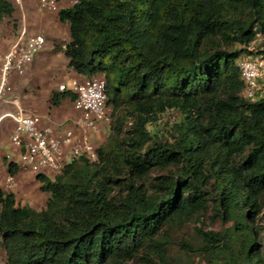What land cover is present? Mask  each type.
<instances>
[{"label": "trees", "instance_id": "trees-1", "mask_svg": "<svg viewBox=\"0 0 264 264\" xmlns=\"http://www.w3.org/2000/svg\"><path fill=\"white\" fill-rule=\"evenodd\" d=\"M14 12L0 0V22ZM57 17L69 26L67 67L105 79L110 134L97 162L80 158L54 179L35 176L47 194L40 210L0 188L6 264H185L171 260L163 231L210 204L231 224L198 228L200 244L181 249L259 263L264 78L263 95L245 99L238 60L264 58V40L247 49L264 37V0H77ZM64 97L74 100L58 90L51 103ZM169 109L179 114L166 128L171 140L148 129ZM6 171L14 176L18 165L6 162Z\"/></svg>", "mask_w": 264, "mask_h": 264}, {"label": "built area", "instance_id": "built-area-1", "mask_svg": "<svg viewBox=\"0 0 264 264\" xmlns=\"http://www.w3.org/2000/svg\"><path fill=\"white\" fill-rule=\"evenodd\" d=\"M21 4L26 0H13ZM40 10L58 12V0H36ZM73 5L77 0H68ZM264 37L260 34L247 46L249 51L260 47ZM46 43L42 33L30 34L12 44L3 54L0 65V101L15 103L11 78L25 73L34 56ZM240 78L243 81L242 96L255 100L263 95L264 58L262 55H243L238 60ZM59 91L70 90L74 94L73 109L76 116L52 122L48 117L27 112L17 107L10 114L14 120V129L10 135L12 162L19 169L39 173H60L66 165L85 158L97 162V147L93 138L104 125L112 120V108L107 103L105 79L101 75L73 78L58 85ZM179 118L175 109L161 113L158 123L171 125ZM8 157V156H7ZM14 185V176L7 175L5 187Z\"/></svg>", "mask_w": 264, "mask_h": 264}, {"label": "rangeland", "instance_id": "rangeland-1", "mask_svg": "<svg viewBox=\"0 0 264 264\" xmlns=\"http://www.w3.org/2000/svg\"><path fill=\"white\" fill-rule=\"evenodd\" d=\"M15 6V12L11 17H6L0 22V65L2 56L6 52L9 45L16 39L18 34L24 30L25 34L30 35L31 32L39 33L37 24L40 21L53 19L54 14L45 15L37 9L36 0H26L20 5L13 0H9ZM57 36L52 40L51 51L45 52V64L36 73H31L30 69L26 71L25 75L17 79L13 83V95L18 96L19 91L24 93H34L39 96H32L34 99H43L51 89V92L58 89V85L65 82L64 73L66 72L64 66V57L61 49L62 44L65 43L67 33L59 27ZM45 37V36H44ZM46 40V38H45ZM232 48V47H231ZM234 49L240 48L239 45H234ZM25 80V81H24ZM24 82V83H23ZM52 82V83H50ZM27 89V90H23ZM31 90V91H29ZM168 124L154 125L149 124L148 129L161 134V138L171 140ZM162 131V132H161ZM110 134V125H104L98 135L93 138L96 147L103 146L108 140ZM7 159V158H6ZM51 179H54V173H48ZM3 175V174H2ZM37 174L20 169L19 173L14 177V185L11 188H6L15 194L18 205H29L30 207L40 210L45 206L47 194L40 191V183L35 179ZM5 174L0 177L1 182L5 184ZM262 202V216L259 223L256 224L258 239L257 242L261 244L262 260L254 264H264V194L261 197ZM231 222L224 223L220 216L216 214L214 207L209 205V208L203 213L199 214L195 219L188 221L183 226H166L162 237L168 241V255L171 260L175 262H183L185 264H227V252L224 250L218 254H200L186 252L181 249L180 243L185 242L192 246L200 244V237L197 229L220 231L228 227ZM4 250L0 245V264H6ZM134 264H147L141 261L140 258L136 259Z\"/></svg>", "mask_w": 264, "mask_h": 264}, {"label": "crops", "instance_id": "crops-1", "mask_svg": "<svg viewBox=\"0 0 264 264\" xmlns=\"http://www.w3.org/2000/svg\"><path fill=\"white\" fill-rule=\"evenodd\" d=\"M58 2L60 5V9L71 6L69 4L68 0H58ZM37 9L45 15L46 14L47 15H50V14L53 15L54 14L55 16H52L53 19H51V20H48V18H46L45 20L40 21L39 24L35 25V26H37V28L39 30L38 32L42 33L45 36L46 43H45L43 49L41 51H39L34 56V59L31 63V65L27 68V70L30 69L31 73L38 72L40 70V68L45 64V59L47 57L44 54L47 51L48 52L51 51V49H52L51 43H52V40L55 38V36H57L56 30L59 29V27L61 28V26H62V28L67 33V38L65 39V43L69 40V26L67 23H63V22H60L58 20V17H57L58 12L40 10L38 7H37ZM31 33L34 34L33 32H31ZM27 36L28 35L25 34V31L22 30L18 34L16 39L9 45V47L12 44H14L16 41H18L19 39H24ZM64 44H62V46H61L62 51H63ZM8 48H7V50H8ZM63 57H64V66L66 69V72L64 73L65 82H67L73 78H77V79L83 78L82 76L76 74L73 70H71L70 68L67 67V59L65 58L64 55H63ZM26 71H25V73H26ZM25 73L23 75H20V76H13L11 78L12 87H13V83H15V81H17V79H19V78L21 79L25 75ZM50 83H52V82H50ZM23 90L25 91L27 89H23ZM29 91H31V90H29ZM55 91H58V89L54 90L53 92H55ZM53 92H51V89H49L48 94L43 99H39V98L34 99L32 96L39 97L37 95V93L34 94L31 91V93L26 94L23 91H19L18 96L14 95L16 97L15 103H6L3 101H0V177H2L4 174L6 176L8 175V173L6 171V162L12 161L13 157H14V155L12 153V145L10 142V135L14 129V120L12 119L10 114L16 113L17 107H20L27 112H34V113L46 116L52 122L61 121V120H64L67 118H72V117L76 116V112L73 109V101L69 97H64L63 99H61V101L59 102V104L57 106H55L51 103V98H52ZM5 158H7L6 162H5ZM19 171H20V169H19ZM19 171H18V173H19ZM6 176L4 179H6ZM15 176L16 175H14V177ZM1 179L2 178H0V188L6 190L5 184H3L1 182Z\"/></svg>", "mask_w": 264, "mask_h": 264}]
</instances>
